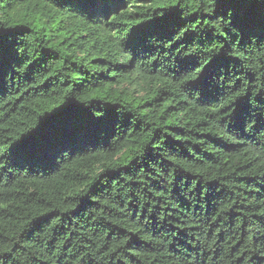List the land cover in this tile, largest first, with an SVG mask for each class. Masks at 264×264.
Masks as SVG:
<instances>
[{
  "label": "trees",
  "instance_id": "trees-1",
  "mask_svg": "<svg viewBox=\"0 0 264 264\" xmlns=\"http://www.w3.org/2000/svg\"><path fill=\"white\" fill-rule=\"evenodd\" d=\"M0 264H264V0H0Z\"/></svg>",
  "mask_w": 264,
  "mask_h": 264
}]
</instances>
